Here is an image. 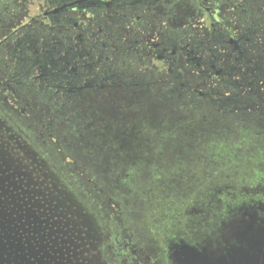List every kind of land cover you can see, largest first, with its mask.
I'll list each match as a JSON object with an SVG mask.
<instances>
[{"label": "rangeland", "instance_id": "rangeland-1", "mask_svg": "<svg viewBox=\"0 0 264 264\" xmlns=\"http://www.w3.org/2000/svg\"><path fill=\"white\" fill-rule=\"evenodd\" d=\"M165 4L151 15L160 32L147 37L211 33L186 0ZM37 8V0H0V39ZM223 11L224 25L239 26ZM134 35L110 33L108 60L94 71L110 79L98 88L80 71L72 99L10 82L18 59L0 52V190L9 197L15 188L16 211L26 207L15 221L20 238L0 212L6 264H23L12 242L23 237L40 264H232L256 242L264 264V120L215 105L237 88L207 81L184 60L180 81H170L173 73L131 47Z\"/></svg>", "mask_w": 264, "mask_h": 264}, {"label": "flooded vegetation", "instance_id": "flooded-vegetation-1", "mask_svg": "<svg viewBox=\"0 0 264 264\" xmlns=\"http://www.w3.org/2000/svg\"><path fill=\"white\" fill-rule=\"evenodd\" d=\"M37 1L38 13L0 39V52L1 56L7 53L8 61L18 59V68L9 75L10 82L26 85L32 81V86L35 83L43 86L53 97L61 93L65 99L76 96L82 89L78 85L83 74L80 71L85 70L87 73L83 76L87 82L101 88L110 78L105 74L101 77L94 74L95 67L102 58L108 60L106 42L112 38L110 33L118 38L126 29L128 34H135L131 47L138 48L149 59H156L162 72L173 73L174 78L171 77L170 81H180L181 73L177 67L182 60L207 81L222 80L229 86H236L235 82L241 77L238 75L246 74V71L249 73L252 65H264V0H186L194 15L201 18L198 23L204 21L206 29L211 32L207 37L201 36L199 41L195 36L186 38L192 33V27L183 32L185 37L175 33L176 39L165 36L152 39V36L144 35L145 32L155 33L160 29L151 20L153 11L166 5L167 1L176 0ZM222 10L229 18L235 17L239 26L232 29L224 25ZM36 23L49 31L34 33L31 25ZM59 30H63L61 35H57ZM95 52L97 62H93ZM34 69L37 73L33 74ZM195 92L207 96V93ZM6 189L0 190V212L5 216L9 230L13 231L12 236L20 238L22 233L15 221L18 217L22 218L26 208L16 211L17 205H22L18 202L23 194L8 185V191L13 193L7 197L4 193ZM16 193L21 194L17 202L10 197L17 196ZM31 233H34L33 228ZM12 242L22 250L21 255H14L21 256L23 264H40L41 256L24 251V243L25 247L28 245L24 237L19 243L14 239ZM183 256L188 261V258L199 255L184 247Z\"/></svg>", "mask_w": 264, "mask_h": 264}, {"label": "trees", "instance_id": "trees-1", "mask_svg": "<svg viewBox=\"0 0 264 264\" xmlns=\"http://www.w3.org/2000/svg\"><path fill=\"white\" fill-rule=\"evenodd\" d=\"M241 77L235 82L237 85L233 95L227 98L222 97L216 101L215 105L219 107H229L233 112L243 115H255L264 120V65L251 66L249 73H240ZM243 88H239V86ZM225 107V108H226ZM62 111L57 114L61 117ZM6 240L0 239V264H6L7 258L3 254L7 249Z\"/></svg>", "mask_w": 264, "mask_h": 264}, {"label": "water", "instance_id": "water-1", "mask_svg": "<svg viewBox=\"0 0 264 264\" xmlns=\"http://www.w3.org/2000/svg\"><path fill=\"white\" fill-rule=\"evenodd\" d=\"M260 243H255L252 244V246H249V251H242L239 252L240 255V259L243 260V262H240V260H232V264H259L258 261L260 260V258L258 256H256V251H261L260 250ZM193 260H197V258H192Z\"/></svg>", "mask_w": 264, "mask_h": 264}]
</instances>
